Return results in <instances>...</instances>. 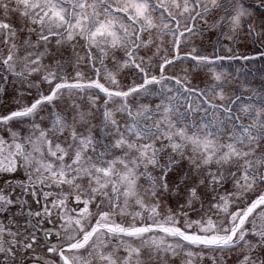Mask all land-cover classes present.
Instances as JSON below:
<instances>
[{"label":"snow or ice","instance_id":"snow-or-ice-1","mask_svg":"<svg viewBox=\"0 0 264 264\" xmlns=\"http://www.w3.org/2000/svg\"><path fill=\"white\" fill-rule=\"evenodd\" d=\"M0 264H264V0H0Z\"/></svg>","mask_w":264,"mask_h":264}]
</instances>
